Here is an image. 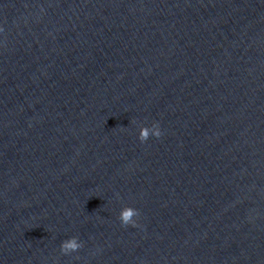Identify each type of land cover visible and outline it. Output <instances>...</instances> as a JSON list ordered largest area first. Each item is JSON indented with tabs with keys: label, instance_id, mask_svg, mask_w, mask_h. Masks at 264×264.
I'll use <instances>...</instances> for the list:
<instances>
[{
	"label": "water",
	"instance_id": "water-1",
	"mask_svg": "<svg viewBox=\"0 0 264 264\" xmlns=\"http://www.w3.org/2000/svg\"><path fill=\"white\" fill-rule=\"evenodd\" d=\"M0 264H264V0H0Z\"/></svg>",
	"mask_w": 264,
	"mask_h": 264
},
{
	"label": "clouds",
	"instance_id": "clouds-1",
	"mask_svg": "<svg viewBox=\"0 0 264 264\" xmlns=\"http://www.w3.org/2000/svg\"><path fill=\"white\" fill-rule=\"evenodd\" d=\"M141 135L139 136V139L141 142H144L148 140L149 136L154 137H160L161 136V130L159 128V125L156 123H153L150 127L147 126H141ZM138 216V212L134 209H124L121 212L120 221L124 225H132L133 227L137 226V222L133 217ZM81 247V244L76 240H68L64 241L61 244V251L65 254L75 252Z\"/></svg>",
	"mask_w": 264,
	"mask_h": 264
}]
</instances>
